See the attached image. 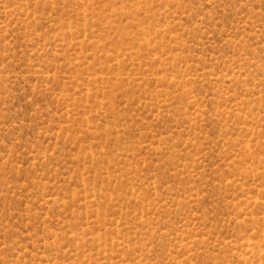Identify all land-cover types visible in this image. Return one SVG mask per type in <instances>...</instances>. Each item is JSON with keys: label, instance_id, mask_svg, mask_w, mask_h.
<instances>
[{"label": "rangeland", "instance_id": "1", "mask_svg": "<svg viewBox=\"0 0 264 264\" xmlns=\"http://www.w3.org/2000/svg\"><path fill=\"white\" fill-rule=\"evenodd\" d=\"M0 264H264V0H0Z\"/></svg>", "mask_w": 264, "mask_h": 264}]
</instances>
